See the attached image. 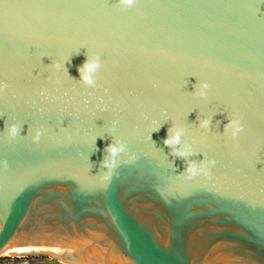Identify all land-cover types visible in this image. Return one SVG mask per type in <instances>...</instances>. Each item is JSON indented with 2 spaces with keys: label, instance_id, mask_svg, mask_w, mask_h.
I'll return each instance as SVG.
<instances>
[{
  "label": "water",
  "instance_id": "95a60500",
  "mask_svg": "<svg viewBox=\"0 0 264 264\" xmlns=\"http://www.w3.org/2000/svg\"><path fill=\"white\" fill-rule=\"evenodd\" d=\"M0 82V250L81 238L124 264H264V0H0ZM172 127L208 176L183 174Z\"/></svg>",
  "mask_w": 264,
  "mask_h": 264
},
{
  "label": "clouds",
  "instance_id": "9594fccd",
  "mask_svg": "<svg viewBox=\"0 0 264 264\" xmlns=\"http://www.w3.org/2000/svg\"><path fill=\"white\" fill-rule=\"evenodd\" d=\"M117 3L122 8H132L136 4V0H117ZM65 64L55 65L56 70H65L68 73ZM101 66L102 65L99 57H89L87 55L83 64L78 66L77 68L79 79H73L77 80L82 85L88 88H94L96 86V75L99 72ZM6 88L7 85L3 82H0V94H3L6 91ZM193 88V93L198 95L201 99H205L207 97L209 89V85L207 83H200L197 81L193 85ZM198 121V125L202 129H210L212 125L211 119L201 120L198 117ZM5 128L8 138L11 140H15L18 136L21 135V132L23 131V128L21 126L18 127L16 124H6ZM243 130V125L239 119L228 118V123L224 126L223 133L229 135L232 140H236L238 136L243 132ZM156 131L158 132L159 128ZM42 134V131L37 130L32 136V142L39 143ZM185 134L186 130L182 127H172L168 129L167 136L163 140L164 146L169 149L171 155L175 156L177 159L185 161L183 174H185L188 179H194L200 175L208 176L210 169L215 166V161L209 160L205 162L204 160L197 161L191 159V157L195 155L192 151L191 146L185 144L182 149L180 148L182 138L185 136ZM99 138L103 139L104 137ZM104 152L105 155L100 164V168L108 170V173L110 175L111 171L117 167L118 158L122 154L126 153V144L120 141L112 142L104 149ZM7 167V161H0V168L6 169Z\"/></svg>",
  "mask_w": 264,
  "mask_h": 264
},
{
  "label": "bare ground",
  "instance_id": "6f19581e",
  "mask_svg": "<svg viewBox=\"0 0 264 264\" xmlns=\"http://www.w3.org/2000/svg\"><path fill=\"white\" fill-rule=\"evenodd\" d=\"M88 239H64L53 240L44 244L35 245H11L4 246L0 250L2 256H26L49 255L51 259H57L61 264H122L119 255L110 254L105 248L94 245ZM111 253V252H110ZM46 264H55L51 260ZM19 264H31L23 262Z\"/></svg>",
  "mask_w": 264,
  "mask_h": 264
},
{
  "label": "rangeland",
  "instance_id": "374dc122",
  "mask_svg": "<svg viewBox=\"0 0 264 264\" xmlns=\"http://www.w3.org/2000/svg\"><path fill=\"white\" fill-rule=\"evenodd\" d=\"M90 242H94L93 240L88 239ZM94 245H99L102 246L103 248L106 249V251H108V247L106 245H103L102 243L99 242H94ZM108 254L106 255H110V254H116L119 255V259L123 261L122 264L124 263H128L129 261L126 260V257L121 256L118 253H114L111 251L107 252ZM51 260L52 262H54L55 264H61L59 263V261L57 259H51V257L48 255H26V256H2L0 257V264H19V263H23V262H29L31 264H46L45 262ZM132 264V263H131Z\"/></svg>",
  "mask_w": 264,
  "mask_h": 264
}]
</instances>
